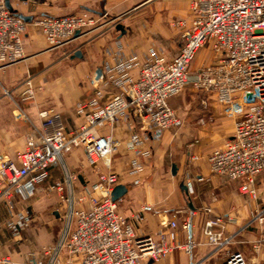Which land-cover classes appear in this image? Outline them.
Returning a JSON list of instances; mask_svg holds the SVG:
<instances>
[{
  "label": "crops",
  "instance_id": "crops-1",
  "mask_svg": "<svg viewBox=\"0 0 264 264\" xmlns=\"http://www.w3.org/2000/svg\"><path fill=\"white\" fill-rule=\"evenodd\" d=\"M190 1L10 0L14 15L34 20L87 12L95 25L77 33L70 44L52 51L38 31L27 29L23 36L24 59L0 68V162L13 160L15 153L25 148L27 137L40 128V113H57L67 135L76 131L82 123L75 113L79 102L93 96L97 87L103 92L101 103L116 92L107 80V66L125 59L142 63L151 48L168 58L175 57L182 44V32L191 22ZM102 11L105 16L101 17ZM122 17H126L124 21ZM118 20L121 22L117 23ZM178 22L184 23V27ZM117 24L123 28V35L116 30ZM208 50L204 48L198 53L191 72L212 64L205 55ZM75 52L81 54V59H71ZM130 75L136 77L137 71L132 70ZM26 79L34 85L33 99L21 98L16 90ZM5 90L11 95L6 96ZM182 93L181 98L168 100L170 107L186 105L189 110L186 93L196 91L186 88ZM210 98L212 103L199 104L181 127L165 131L159 140L152 141L148 132L141 133L147 138L150 157L137 159L141 168L135 177L129 175L133 157L125 143L140 129L139 120L130 117L111 131L100 132L111 134L120 142L108 162L91 167L83 151L72 148L49 169L47 180L37 188L34 197L24 200L14 194L1 199L0 257L7 258L9 264H25L32 259L45 263L48 257L43 250L53 248L65 229L74 228L69 213L71 208L79 207L78 196L92 190L98 175L112 172L117 175L118 185L125 189L117 202L120 213L117 212L135 237L150 236L157 241L160 234H168L171 221L176 223L175 241L168 244L177 248L162 264L165 260V264H175V258L182 262L183 255L188 264H220L232 252L242 253L248 264H264V247L253 249L254 243L264 236V221L259 223L256 219L262 214L264 220V173L255 178L254 194L250 196L240 193L242 180L230 182L211 172L208 158L231 138L235 120L225 117L222 107ZM16 106L24 112L26 121L13 117ZM66 173L77 175L78 182L72 190L65 185L63 199L55 192L48 193L47 186L64 180ZM134 179L139 181L138 185H133ZM93 197L100 198L99 191ZM88 206L87 202L83 204L85 209ZM216 220L222 224L215 223L212 232L229 240L220 249L210 245L203 234L205 223ZM183 223L188 225L186 231L180 228Z\"/></svg>",
  "mask_w": 264,
  "mask_h": 264
},
{
  "label": "built area",
  "instance_id": "built-area-1",
  "mask_svg": "<svg viewBox=\"0 0 264 264\" xmlns=\"http://www.w3.org/2000/svg\"><path fill=\"white\" fill-rule=\"evenodd\" d=\"M190 12L191 22L182 32L175 57L168 58L151 48L142 63L125 59L106 67L107 80L116 92L101 103L103 92L97 87L93 96L79 102L75 113L82 123L70 136L57 113H40V128L27 137L25 148L15 153L13 160L0 162V200L14 194L24 200L34 197L47 180L49 169L72 148H80L91 167L108 162L120 142L100 132L111 131L130 117L139 120L140 129L125 143L133 157L129 175L135 177L141 168L137 159L150 157L147 138L141 133L148 132L150 139L157 141L165 131L180 127L181 121L168 100L186 88L212 96L224 116L235 120L231 138L209 156L208 163L213 174L230 182L242 180L240 193L253 196L254 180L264 173V0H191ZM94 25L87 12L38 17L28 24L0 0V68L24 59L23 36L29 27L40 33L52 51L70 44L77 33ZM177 25L184 27L181 22ZM203 48L216 55L215 63L191 72L192 62ZM132 70L137 71L136 77L130 75ZM25 94L29 98L31 88ZM13 117L27 120L18 106ZM77 182L76 174L66 173L64 180L52 182L46 191L63 199L64 186L71 191ZM138 183L133 180V185ZM118 186L116 174L98 175L92 190L78 196L79 207L70 209L73 230L65 229L53 248L43 250L48 257L45 263L32 259L25 264H151L167 257L177 248L168 244L175 241L176 223L171 221L168 234H160L157 241L150 236L135 237L117 212L118 200H111ZM186 187L190 189V184ZM96 191L100 193L98 199L93 197ZM86 202L89 206L85 209ZM256 219L264 221L262 214ZM215 223L222 224L221 220L208 221L203 234L210 245L220 249L229 240L212 232ZM180 228L186 231L187 223ZM259 247H264V236L253 245L254 250ZM0 264H9V260L0 257ZM220 264L248 262L242 253L232 252Z\"/></svg>",
  "mask_w": 264,
  "mask_h": 264
},
{
  "label": "rangeland",
  "instance_id": "rangeland-1",
  "mask_svg": "<svg viewBox=\"0 0 264 264\" xmlns=\"http://www.w3.org/2000/svg\"><path fill=\"white\" fill-rule=\"evenodd\" d=\"M126 18V17H125ZM125 18L124 17H122V21H124L125 20ZM65 47V46H64ZM207 49V48H206ZM204 50V48L203 49H201V50H199V52L200 51H203ZM208 50V49H207ZM198 52V53H199ZM198 53H197V55H198ZM209 53V54H208ZM69 55L70 54H68L67 56H65V58L67 59L68 57H69ZM196 55V56H197ZM206 57L208 58H211V61H212V64H214L215 63V59L217 58L216 57V55L213 53V52H211L210 50H208V51H206ZM196 58V57H195ZM210 65V64H209ZM27 82H29V86H28V84H27ZM34 85L31 83V80L30 79H26L25 81H23L22 83H20V85L17 87V91H19L20 92V95H21V98H27L28 97V95L27 94H25V91H26V89H28V88H31V91H32V95L29 97V98H31V99H33L34 98V96H35V92H33V89H34V87H33ZM4 94L7 96V95H11V92L10 91H7V90H5L4 91ZM183 94L184 93H182V94H180L179 96H177V99L178 98H181L182 96H183ZM211 96L209 95H203L202 93H200V92H198V91H196V93L194 94V93H186V96H185V99H186V101L189 103V105H188V107H189V110H188V108H187V110H186V105H180V106H175V105H171V107L176 111V115H177V117L179 118V120L181 121V125L183 124V123H185V121H186V118H187V115H190V113L191 112H193V109L194 108H196L199 104H206V103H212L213 102V100H212V98H210ZM188 117H190V116H188ZM181 125H180V127H181ZM117 211L120 213V209H119V205L117 206ZM165 259V258H164ZM163 260V259H162ZM161 260V261H162ZM182 262H180V259L179 258H175L174 259V262H175V264H188V258L186 257V256H184L183 255V258H182ZM161 261H159V262H157L156 264H159V263H161ZM166 261V260H165ZM164 261V263L163 264H165V263H167V261L165 262ZM162 264V263H161Z\"/></svg>",
  "mask_w": 264,
  "mask_h": 264
},
{
  "label": "water",
  "instance_id": "water-1",
  "mask_svg": "<svg viewBox=\"0 0 264 264\" xmlns=\"http://www.w3.org/2000/svg\"><path fill=\"white\" fill-rule=\"evenodd\" d=\"M9 1H10V0H5V6H6V8H7V10H8L9 12H12V13H13V10H12V8L10 7V3H9ZM18 1H20V2H25L26 0H18ZM102 6H103V3H100V7H101V8H102ZM15 15H16L19 19H21L22 21H24L25 23H28V24H29V23L32 21L31 18L23 17L22 15H17V14H15ZM100 16H101V17H102V16H105V13L102 11V12L100 13ZM115 28H116V30H118V31L121 32V35L124 34V32H123V28L121 27L120 24H117V25L115 26ZM74 58L81 59V54H80L79 52H75L74 55L71 57V59H74ZM171 168H172V174H174V173H175V167L172 166ZM124 192H125V189H124L122 186H118V187H116V188L112 191V193H111V195H110V196H111V200H112L113 202L119 200V198L124 194ZM189 207L191 208L190 205H189ZM191 264H192V263H191Z\"/></svg>",
  "mask_w": 264,
  "mask_h": 264
}]
</instances>
